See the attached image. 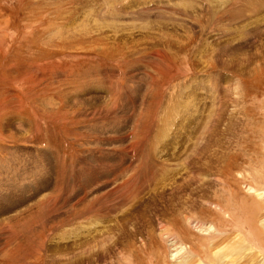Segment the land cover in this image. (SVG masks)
I'll use <instances>...</instances> for the list:
<instances>
[{
  "label": "rangeland",
  "instance_id": "rangeland-1",
  "mask_svg": "<svg viewBox=\"0 0 264 264\" xmlns=\"http://www.w3.org/2000/svg\"><path fill=\"white\" fill-rule=\"evenodd\" d=\"M256 1L0 0V264H264Z\"/></svg>",
  "mask_w": 264,
  "mask_h": 264
},
{
  "label": "bare ground",
  "instance_id": "bare-ground-1",
  "mask_svg": "<svg viewBox=\"0 0 264 264\" xmlns=\"http://www.w3.org/2000/svg\"><path fill=\"white\" fill-rule=\"evenodd\" d=\"M165 1V0H164ZM258 1V0H257ZM256 1V2H257ZM259 1H261V0H259ZM264 2V1H263ZM263 2H261V3H263ZM130 3V2H129ZM187 4V14L185 15V16H188V18L189 19H192V18H195L196 16L194 15V9L192 10V9H189V6H192L193 7V5L195 4V3H193V2H187L186 3ZM141 5H143V3L141 4ZM172 6H174V4L172 5ZM197 6V5H196ZM170 8H171V6H170ZM126 10H127V8L125 7V8H123V9H121L120 10V12H126ZM147 10V9H146ZM163 11L165 10V8L164 9H162ZM160 11H161V9H160ZM166 11H168V12H166ZM172 13L174 14V13H177V14H182V13H180L179 11H178V9H177V6H174V7H172ZM149 12V11H148ZM166 12V13H165ZM165 14H167L166 16H168L169 14H171V13H169L170 11L167 9V10H165ZM237 12V11H236ZM160 13H163V12H160ZM231 13H233V12H231ZM165 14H163V16H165ZM239 14L240 15H242V13H240L239 12ZM193 15H194V17H193ZM236 16L238 15L237 13L235 14ZM234 15V16H235ZM244 16V15H243ZM159 17H160V15H159ZM159 17H158V19H159ZM232 19L234 18L233 17V15L232 16H230ZM238 18V17H237ZM240 18H242V17H240ZM240 18H238V19H240ZM196 19V18H195ZM214 20V19H213ZM234 20V19H233ZM236 21H237V19H236ZM235 22V21H234ZM258 23V22H257ZM165 24V23H164ZM254 24V23H253ZM260 26V25H259ZM176 29V28H175ZM172 30H174V28L172 29ZM253 31V30H252ZM251 32V31H250ZM249 32V33H250ZM254 32V31H253ZM254 34V33H253ZM247 43V42H246ZM158 54H157V57L158 58H163L164 57V55L162 56L159 52H157ZM160 58V59H161ZM167 58V57H166ZM152 63H154V62H152ZM148 64V63H147ZM148 67V66H147ZM156 67V66H155ZM154 67V68H155ZM157 68V67H156ZM133 80V79H132ZM219 81H220V85H221V88L219 87V88H216V87H214L219 93H218V95H216L215 97H214V102L217 100V98H218V100H220V103L222 104V105H224L225 106V104H223L222 103V99H224L225 97H224V95H222V93H223V90H224V87H223V84H224V79L223 78H220L219 79ZM198 86H200L199 84H198V82L196 83ZM217 84V83H216ZM219 84H217V86H218ZM219 85V86H220ZM225 90H227L226 88H225ZM228 92V91H227ZM117 95V94H116ZM230 96V95H229ZM228 96V97H229ZM233 96V95H232ZM223 97V98H222ZM227 97V96H226ZM190 100H192V99H194V101H195V99H196V94H193V95H191V96H189L188 97ZM177 99V98H176ZM176 99H174V100H176ZM225 100V99H224ZM223 100V101H224ZM180 101V100H179ZM199 101V100H198ZM178 104H179V102H178ZM194 105H196L195 107H196V110H195V112H197L198 110V105H200V103L198 104H195V102L193 103ZM202 104V103H201ZM220 104V105H221ZM180 105V107L182 106V108H187V104L184 102V100H183V105L182 104H179ZM179 105H178V107H179ZM212 106V105H211ZM210 106V107H211ZM105 107H107V105H105L104 106V108L103 109H106ZM213 107V106H212ZM211 107V108H212ZM177 108V107H176ZM208 107H207V102H203V108H202V110L203 111H206V109H207ZM214 108V107H213ZM102 109V110H103ZM109 109H111V108H109ZM109 109H107V112L109 111ZM168 109V108H167ZM173 109V108H172ZM220 109H221V107H220ZM98 110H99V107H98ZM180 110V109H179ZM224 110V109H223ZM166 111V110H165ZM184 111V110H183ZM203 111H201L202 113H203ZM209 111H211V109L210 110H208V112ZM167 112V111H166ZM177 112V111H176ZM214 112H215V109H214ZM174 113V112H173ZM187 113V112H186ZM189 113V112H188ZM192 113V112H191ZM205 113V112H204ZM108 115H109V113H108ZM112 115V114H111ZM196 115V114H195ZM195 115L193 114V115H190V117L191 118H189V119H191V121H190V124H192V122H194V123H196L195 122V120H194V117H195ZM194 116V117H193ZM175 120V119H174ZM173 120V121H174ZM186 122V121H185ZM178 123V122H177ZM189 124V125H190ZM188 125V126H189ZM198 123H197V127H198ZM187 127V126H186ZM161 128V127H160ZM196 128V127H195ZM194 130H196V129H194ZM191 133V132H190ZM173 134V132H168L167 134H166V136H161V138H164L165 137V139H170V136ZM129 138V137H128ZM125 139H127V138H125ZM161 140V139H160ZM162 143H163V140H162ZM154 144V143H153ZM161 144V143H160ZM203 146L204 147H206V143H203ZM133 149V148H132ZM148 153H150V152H148ZM147 153V154H148ZM150 155V154H149ZM175 157H177V156H175ZM175 159H177V158H175ZM63 169V168H62ZM58 170H60V169H58ZM61 171V170H60ZM60 171H58V172H60ZM63 172V171H62ZM59 174V173H58ZM59 176H60V174H59ZM94 176V175H93ZM60 177H63L64 178V176H60ZM95 177V176H94ZM48 178H51V177H47V178H45V179H43L42 181H41V179H36L35 181H34V186L32 187L33 189H34V197H36L35 198V200L37 199V204L36 205H33V208L35 209H37L38 211H36V209H35V211L37 212V214H39V212H40V210L42 209V208H44L45 207V205H48L49 203H51L52 202V208L51 209H49V218L50 217H53V216H55V215H57V217L59 216V215H62L63 216V214H66L67 215V213H68V211L67 210H65L64 208L66 207V206H64V205H66L68 202V200H69V198L68 197H66L65 195L64 196H62L61 194H59L61 191H62V189H64L63 187H66V185L68 186V182L66 183V184H57L56 186H55V188L57 189V194H59V196L61 197V199H59L58 197H53V195H51V196H48V197H46V198H43V197H40L42 194V192H44V191H46V189L48 190V188H49V185H50V181H48ZM98 178V177H97ZM67 179V178H66ZM52 181V180H51ZM36 183H38V184H36ZM93 183V181H91V182H89V183H87L86 184V186H89L90 184H92ZM83 185V184H82ZM93 185V184H92ZM91 185V186H92ZM68 187H66V189H67ZM7 189V188H6ZM6 189H3L2 190V192H7V194H9V196H5L6 197V199L7 200H5V202H8V203H10V202H12L13 200L12 199H14L15 197H16V195H17V198H20L21 197V195H22V189H21V186H17V188L16 189H12V188H9V192L6 190ZM6 190V191H5ZM69 191V189L67 190V192ZM86 191V190H85ZM123 191V190H122ZM12 192V193H11ZM251 193H255V190H251ZM4 194V193H3ZM39 194H41V195H39ZM70 195H72V193L70 194ZM257 195H259V196H264V191H257ZM55 196V195H54ZM107 196V195H106ZM3 197V196H2ZM1 197V198H2ZM39 197H40V199H39ZM101 197V196H100ZM103 197V196H102ZM101 197V198H102ZM43 198V199H42ZM121 198V197H120ZM2 199H5V198H2ZM59 199V200H58ZM87 199V198H86ZM15 200V199H14ZM34 200V198L33 199H31V200H29L28 202H30L31 201V203H32V201L34 202L35 201ZM56 200H58V202H61L62 203V205L61 204H59V207H57V209H56ZM75 200V199H74ZM95 200H97L98 201V199H92V201H95ZM124 200V199H123ZM72 201V200H71ZM82 201H85V199H83V200H81V199H77V201L75 202V203H73L71 206L72 207H78V202H82ZM126 201V200H125ZM8 203H6V204H2L1 206H0V209H1V211H9V210H11L10 209V207H9V204ZM93 203H95V202H93ZM33 204V203H32ZM92 205V204H91ZM70 206V207H71ZM32 206H30L29 208H31ZM85 208V207H84ZM40 209V210H39ZM52 209H54V211L52 212V213H50L51 212V210ZM73 209V208H72ZM71 209V210H72ZM65 210V211H64ZM84 210V209H83ZM79 211H80V209H79ZM79 211L77 212V213H79ZM81 212V211H80ZM106 213V212H105ZM37 216V215H36ZM65 216V215H64ZM68 216V215H67ZM66 216V218H68ZM68 220V219H67ZM57 221V220H56ZM194 223V222H193ZM75 223L72 221V226L74 225ZM70 225V224H69ZM193 225V224H192ZM196 228V227H195ZM211 229H213V227H208V230L209 231H211ZM11 231V230H10ZM214 231V230H213ZM12 233H13V231H12ZM14 234V233H13ZM15 235H13V237H14ZM4 237V236H3ZM170 237V236H169ZM8 240V239H7ZM65 241V240H64ZM170 241H171V244H176V243H178L176 240H173V239H171L170 238ZM182 245V244H181ZM58 247V246H57ZM177 248V247H176ZM186 248V247H185ZM181 249L183 250L184 248H183V246H181ZM187 249V248H186ZM189 249V248H188ZM174 252H175V254H173V257L175 258V260L177 259V264H181V263H183V262H186V259H188V261H187V263L191 260V257H190V254H189V251L187 250V253H185V254H182V251H176V250H174ZM89 256V255H88ZM92 256V255H91ZM8 257V256H7ZM55 257V256H54ZM93 257V256H92ZM60 258V257H59ZM56 259H57V257H56ZM89 259V258H88ZM59 261V260H58ZM53 262V264H59L58 262L57 263H55V261H52ZM82 263L81 264H83V261H81Z\"/></svg>",
  "mask_w": 264,
  "mask_h": 264
}]
</instances>
